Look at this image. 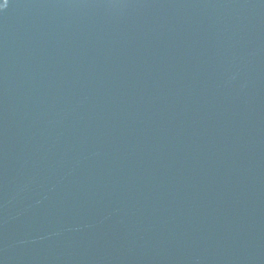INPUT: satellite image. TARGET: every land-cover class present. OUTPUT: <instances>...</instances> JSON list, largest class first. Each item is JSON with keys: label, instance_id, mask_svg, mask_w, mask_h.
<instances>
[{"label": "water", "instance_id": "1", "mask_svg": "<svg viewBox=\"0 0 264 264\" xmlns=\"http://www.w3.org/2000/svg\"><path fill=\"white\" fill-rule=\"evenodd\" d=\"M0 264H264V0L0 3Z\"/></svg>", "mask_w": 264, "mask_h": 264}, {"label": "snow or ice", "instance_id": "2", "mask_svg": "<svg viewBox=\"0 0 264 264\" xmlns=\"http://www.w3.org/2000/svg\"><path fill=\"white\" fill-rule=\"evenodd\" d=\"M4 2H6V0H0V3H4Z\"/></svg>", "mask_w": 264, "mask_h": 264}]
</instances>
